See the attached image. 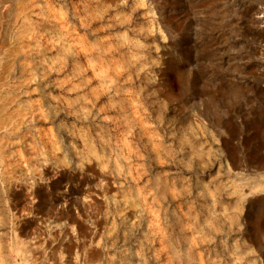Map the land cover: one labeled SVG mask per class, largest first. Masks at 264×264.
I'll use <instances>...</instances> for the list:
<instances>
[{
    "label": "rangeland",
    "instance_id": "obj_1",
    "mask_svg": "<svg viewBox=\"0 0 264 264\" xmlns=\"http://www.w3.org/2000/svg\"><path fill=\"white\" fill-rule=\"evenodd\" d=\"M2 2L0 264H264V0Z\"/></svg>",
    "mask_w": 264,
    "mask_h": 264
},
{
    "label": "bare ground",
    "instance_id": "obj_2",
    "mask_svg": "<svg viewBox=\"0 0 264 264\" xmlns=\"http://www.w3.org/2000/svg\"><path fill=\"white\" fill-rule=\"evenodd\" d=\"M6 4L5 2H2V0H0V22L6 17V15L10 12L7 7L4 5ZM261 17V16H260ZM264 18V16L262 17ZM259 19V18H258ZM261 22V20H256V22ZM263 22V21H262ZM1 34V33H0ZM7 34V33H6ZM5 34V35H6ZM7 36V35H6ZM1 37V36H0ZM3 37V36H2ZM4 38V37H3ZM5 40V39H4ZM3 40H1L0 38V42H2ZM1 44V43H0ZM13 72H10V74H12ZM11 145V144H10ZM12 146V145H11ZM10 151V150H9ZM7 153V152H6ZM97 256V255H96ZM99 261V260H98ZM113 262V261H112Z\"/></svg>",
    "mask_w": 264,
    "mask_h": 264
}]
</instances>
